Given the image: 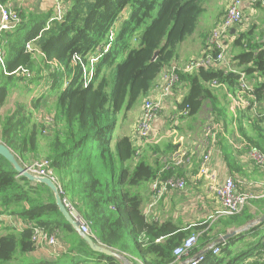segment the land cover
I'll use <instances>...</instances> for the list:
<instances>
[{
  "label": "trees",
  "instance_id": "trees-1",
  "mask_svg": "<svg viewBox=\"0 0 264 264\" xmlns=\"http://www.w3.org/2000/svg\"><path fill=\"white\" fill-rule=\"evenodd\" d=\"M69 3L63 21L49 25L54 7L44 13L18 9L21 21L3 33L9 73L0 72V140L11 147L19 161L41 156L49 159L64 186L62 197L81 205L92 236L125 255L132 251L133 240H138L144 264H176L173 250L193 231H203L207 240H213L228 228H240L260 218L264 214V197L250 201L256 213L246 206L236 215L198 221L184 230L171 219L150 218L144 212L145 197L138 189L157 177L185 175L184 169L160 173L163 155H158L160 146L154 143L141 146L134 134L121 132L123 114L150 93L156 78L176 60L181 41L198 28L204 12L203 0H69ZM252 5L264 6L261 1ZM112 28L115 37L109 40ZM250 33L231 34L237 35L231 60L239 70L201 65L192 73L179 72L180 81L188 87L177 105L181 123L195 118L210 100L213 122L228 129L233 124L232 118L228 117L227 108L222 107L214 82L238 89L240 72L254 80L256 97L264 99V42H254ZM27 42L39 46L44 57L34 56ZM105 43L111 44L109 50L92 66L90 58ZM157 51V58L152 61ZM74 57L78 58L76 64H72ZM18 87L28 88V97L32 98L29 104L16 102L14 110L4 117L3 111ZM50 97L55 99L51 113L53 129L44 135L43 125L40 128L31 122L34 110L46 106ZM240 109L251 111V107ZM247 118V121L243 116L239 119L241 137L248 146L264 151V127L258 119ZM220 135L219 144L232 165L229 145ZM171 146L167 153L178 147ZM155 153L157 160L152 162ZM0 213L18 215L48 232H57L66 247V252L58 257L32 255L38 251L32 229L17 232L6 227V232L0 235V264L95 261L99 264L103 260L106 264H124L115 256L92 250L64 218L50 187L19 175L1 154ZM263 239L264 222H260L219 244V255L208 251L202 264L264 263ZM242 240L244 245L234 252L232 246ZM250 258L256 261L250 262Z\"/></svg>",
  "mask_w": 264,
  "mask_h": 264
},
{
  "label": "built area",
  "instance_id": "built-area-1",
  "mask_svg": "<svg viewBox=\"0 0 264 264\" xmlns=\"http://www.w3.org/2000/svg\"><path fill=\"white\" fill-rule=\"evenodd\" d=\"M245 0H229L227 3V9L224 16L218 21L210 35L206 38L207 48L203 51L202 55L196 62L189 66H205L211 68L215 65L223 64L229 58L227 53L229 47L233 43L232 30L236 29L243 20V7ZM255 4L261 1L264 5V0H248ZM54 6V14L49 18L48 25L55 21H63L68 9L69 0H52ZM21 21V16L17 8H15L10 0L6 2L0 0V68L5 74L9 73L5 63L6 50L4 47L3 33L15 28V26ZM119 21L114 25L118 26ZM47 25V26H48ZM115 28H112L109 34V40L115 37ZM97 49L93 57L90 58V64L94 65V62L98 58L109 50L111 44L105 43ZM26 46L30 52L37 57H44V53L39 46H36L33 42H27ZM78 58L74 57L72 64H76ZM229 60V59H228ZM56 64V63H55ZM174 64V63H173ZM171 64L161 73V83L158 85V89L153 94H148L142 105L139 122L136 128V137L144 143L156 142V139L152 135V126L154 119L162 112L164 107V98L170 97L174 89H176L180 83L179 72L181 70L188 71L178 65ZM25 72H30L25 70ZM240 84L238 86V94L236 96V105L242 107H251L255 117L260 115L259 99L255 95L253 85L247 79L244 72H240ZM214 84H217L214 82ZM186 113V112H185ZM217 137L213 123H208L203 130L201 141L196 150L192 149L186 144L174 149L172 152L164 154L162 158V169L160 173L167 169L177 168H190L194 165L195 152H198L201 157V163L199 168V175L209 178L210 184L208 191L214 195L219 203L220 209L215 213L219 216H233L241 212L251 200L259 199L261 194H255L252 187H256L257 182L251 180H236L233 176L227 175L223 181H218L217 176L212 171L211 161L212 152L216 143ZM243 152L249 157L251 162L258 168H264V151L254 146H248L247 143L242 144ZM140 151H138L139 153ZM23 167L26 171L44 177H49L57 184L59 193L65 195V189L63 184L58 180V177L51 167V161L48 159L35 160L33 162L26 163L20 159ZM187 186V177L185 175L177 176L172 175L168 178L157 177L151 183V199L146 204L144 212L147 216L151 214L153 209L164 199L165 195L174 191H183ZM246 186V188H244ZM65 206L69 209L74 218L80 222L81 231L85 234H91V227L88 218L82 215L74 206L71 199L62 197ZM16 216V217H14ZM9 219H13L14 230L21 232L24 229H32V238L37 246V249L48 257H58L61 253L66 252V247L61 243L57 237L56 232H48L44 227L37 224L34 221H26L18 215L10 214ZM197 234H192L184 240V242L177 246L173 250V254L176 257V261L182 259L184 264H202L207 258V252L210 251L215 255L221 253V247L219 245H212L199 253H193V246L197 242ZM264 246V239H263ZM264 264V263H261Z\"/></svg>",
  "mask_w": 264,
  "mask_h": 264
},
{
  "label": "crops",
  "instance_id": "crops-1",
  "mask_svg": "<svg viewBox=\"0 0 264 264\" xmlns=\"http://www.w3.org/2000/svg\"><path fill=\"white\" fill-rule=\"evenodd\" d=\"M28 1H32V5H34V7L32 8L33 11L38 13H44L45 11H49L54 7L52 0H10L11 4L15 8L17 6L19 9H24L22 8V6L27 5ZM228 1L229 0L220 1L219 5H216V7L212 5V11L210 17L207 19V22H205L206 24L203 23L202 25H200L201 28H197L193 34L189 35L186 39L181 41L178 46V56L173 62L174 64L172 63L173 65L176 64L179 67L188 70L185 71L188 73H192L196 69L194 65L192 67L189 65H192V63L196 62V60L199 59V57L202 55L203 51L206 50V38L211 32L212 28L226 13ZM252 4L253 3L249 2L248 0L244 1L243 20L242 23L236 27V31L234 32V34L250 31V38L253 39L254 42H264V12H261L260 9H258L259 7L257 8ZM236 36L237 35H234L231 41L234 42ZM233 51L234 49L232 46V49L227 53V56H230L228 58L229 60L227 59L226 62H223V64L221 63L219 65L225 67L226 69L237 71L240 68L236 66V63L233 60H231V57L234 53ZM155 81V85L151 89L150 94H153L157 91L158 85L161 83V74L156 78ZM249 82L252 84L254 80L249 79ZM214 86L217 89L216 93L218 95V99H220L222 107L227 108V115L229 118H232L233 124L230 125L228 129H225L222 123L213 122L212 118L210 119V123H213L214 125L217 137L211 156L212 171L215 173L218 181L220 182L223 181L227 177V175L233 176L238 181H255L257 182V185L256 187H252L253 191L255 192V194H261V197H264V168H258L257 166H255L251 162L249 157L245 155V153L243 152V148L240 146L246 142L244 141V138L241 137L240 131H238L239 119L241 120L242 116L244 118V121H247L248 116L252 117V119L254 120L258 119L261 125L264 127V99H259L260 115H258V117H255L253 112H251L250 110L243 112L240 109L242 108V106L236 105V96L239 92L237 88L232 90L228 85L220 83L214 84ZM187 91L188 87L185 86L184 82L180 83V86L173 90L170 97L164 98V107L162 109V112L154 119L155 121L153 122L152 126V135L153 138L156 139V142L154 141L153 143L157 146H160L158 152V155L160 156L169 152L172 147L171 144L177 145L178 147L182 144H186L194 150H196V148L198 149L201 138L195 140L186 134V136L183 135L185 137L184 139L182 137V132H180L179 130L180 127H178V125L181 124L182 120L178 119L179 114L177 113V105L178 103H180L181 99L187 93ZM206 105L211 106V109L213 110V106L211 105L210 100H207L205 102L204 106ZM141 109L142 106L138 109L136 127L139 122L138 119L141 114ZM185 121L186 120H184V122ZM248 129L250 130L251 128L249 127ZM220 133H222V135H220L222 139L225 138L229 145L228 153H230V156L232 158V165H230L227 157L225 156L226 151H224L222 144H219ZM133 134L135 139L137 140V144H140L141 146L152 144H146L139 140L136 137V129ZM181 139L183 140L179 142ZM194 157V165L190 168H183L185 176L187 177V186L183 189V191H174L170 192L168 195H165L164 199L159 202V204L149 215L150 218H155L156 220L160 221L171 219L175 224L182 227L183 230L194 226L198 221H209V219L215 221L217 219V215L215 213L220 209V203L218 199L208 191V186L210 184L209 178L199 175V168L201 163L200 154L198 152H195ZM151 159L152 162H156L157 154L155 153ZM150 188L151 184L148 183L144 184L141 189H138L141 192L142 196L145 197V203L143 206L144 209L146 204L151 199ZM244 188H246V186H244ZM188 198L191 199L188 203H196L197 205H199V209L193 213L194 215L192 214L193 216L191 218H186L183 220V222H181L180 217L178 215H174L171 210L174 209L176 212L182 211L185 207V204L182 203H187ZM250 206L253 207L252 204H250ZM253 209L254 210H251L253 213H255L256 208L254 207ZM9 215V213H0V235L6 232V227L14 229L13 219H9ZM212 223H210L209 226L212 225ZM236 229L238 228H228L218 238H215L213 240H207V235L204 236L203 231H193V234H197L198 236L197 242L193 246V252L199 253L203 251V249H206L212 245H219L220 243H217V240L220 237ZM229 239L227 240V242L229 241ZM136 243L138 245V240H136ZM243 245V240L240 242V244H234L232 246L234 249L233 251L236 252L240 250ZM31 254L48 257L47 255H45V253L39 250L37 252H32ZM231 256H235V253ZM131 257L132 258L129 257L131 264H144V259H141L138 256ZM249 261L253 262L256 261V259L250 258ZM90 264L98 263H96L95 261V263ZM99 264H106V261L103 260ZM176 264H184V260L180 259L176 261Z\"/></svg>",
  "mask_w": 264,
  "mask_h": 264
},
{
  "label": "rangeland",
  "instance_id": "rangeland-1",
  "mask_svg": "<svg viewBox=\"0 0 264 264\" xmlns=\"http://www.w3.org/2000/svg\"><path fill=\"white\" fill-rule=\"evenodd\" d=\"M87 1H89V0H87ZM220 1H222V0H203L204 12L201 14V16L199 18L198 28L199 27L201 28L200 25H202L203 23L206 24L205 22H207V19L210 17V14H211V11H212V5L216 7V5H219ZM33 7H34V5H32V1H28L27 5L22 6V8H24L23 11H25V10L26 11H29V10L33 11V9H32ZM86 7L87 6L84 5V8H86ZM255 7H257V8L259 7L258 9H260L261 12H264V6L255 5ZM16 8L19 9L17 6H16ZM213 28H212V30H213ZM210 33H209V35H210ZM233 45H234V42L230 45L229 51L232 49ZM38 57L39 56L37 55V58ZM0 72H1V68H0ZM28 95H29L28 94V88L27 89L20 88V87L15 88V90L13 92V96L11 97V99L7 103L8 104L7 107L3 111L4 117H6L11 111L14 110L16 102H23V103H28L29 104L32 96L28 97ZM145 97L146 96H144L142 98V100L138 103L137 106H135L134 108H132L130 110H127L123 114V116H122L123 126H122V129H121V132L123 134H124V132L125 133H129V134H133L135 129L137 128L136 127V123H137V118H138V109L142 106V103H144ZM54 101H55V99L53 97H50V98H48V104L46 106L44 105L40 109L33 108L35 110H34V114L32 116V122L31 123L35 122L36 124H38V126L40 128L43 125L42 132H43L44 135H47L53 129V126H52L53 119L51 117V113L54 111L53 110L54 107H55ZM212 116H213V111L211 109V106H209V105L208 106L207 105L204 106V108L201 109L200 113L195 118H188L185 122H183V123L178 125V127H180V129H179L180 132H182V137L185 139L184 136H186V134H187V135H189V137H191V138H193L195 140L200 139L201 136H202L204 127L208 123H210V119H211ZM182 140L183 139H181L179 142H181ZM42 159H45V158L43 156L35 157V158L30 157V158H28V160H26L24 162L29 163V162H33L35 160H42ZM147 183H145V184H147ZM177 195H179V194H177ZM189 200H191V199L188 198L187 199V203H185V202L182 203V204H185V207L183 208L182 211L176 212L174 209L171 210V212L174 215H178L180 217V221L181 222H183V220L186 219V218H189V217L191 218L194 215L193 213L199 209V205H197L196 203H193V202L188 203ZM250 204L251 203H249L247 206L250 209L254 210L253 209L254 206L252 205L253 207H251ZM74 206L76 207V209L82 215L85 214L83 212V210H82L81 205H77V203H76V204H74ZM252 210H251V212H252ZM256 211H255V213H256ZM262 215H264V214L262 213L260 216H262ZM59 239H60V237H59ZM60 241H61V239H60ZM119 254L123 255V258H125V257L127 258V256L130 255V256H128L130 258H132L131 256H138L139 258L143 259V255L140 253V250H139V247H138V245L136 243V240H133L132 251L127 253L128 255H125L124 253H119ZM122 261H124V260H122Z\"/></svg>",
  "mask_w": 264,
  "mask_h": 264
},
{
  "label": "water",
  "instance_id": "water-1",
  "mask_svg": "<svg viewBox=\"0 0 264 264\" xmlns=\"http://www.w3.org/2000/svg\"><path fill=\"white\" fill-rule=\"evenodd\" d=\"M235 31H236V29H233L232 33H234ZM157 55H158V51L155 53V55L153 56V58L151 60L154 61L157 58ZM0 154L3 155L8 160V162H11L13 164V166L15 167V169L19 173V175L26 177L28 180L30 179V180H33L35 182H40V183L45 184L47 187L48 186L50 187V189L54 193L56 203H57L61 213L63 214L64 218H66L67 221H69L72 224L74 229L76 231H78L82 237L85 238L86 242L90 245L92 250L99 252V253H102L104 255L115 256L119 259L122 258L121 260H124L123 262L125 264H131L130 258L128 256H127V258L126 257L123 258V255H120L116 249L102 244L97 239H95L94 236H92L90 234L87 235L81 231L80 222L72 216L69 209L65 206L63 199H62V196L59 193L57 184L54 182V180H51L49 177L47 178L44 176H39V175H36V174H33V173L26 171V169L23 167L21 161H19L16 153L11 149L10 146H8L6 143H3L1 140H0ZM260 222H264V215L260 216V218H258V219L251 221L249 224L242 226L241 228L233 230L230 233L224 234L222 237H220L217 240V243H220V244L226 243L229 238L237 236L238 234L241 233V231L250 229L251 227H254V226L260 224Z\"/></svg>",
  "mask_w": 264,
  "mask_h": 264
}]
</instances>
